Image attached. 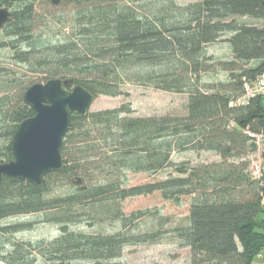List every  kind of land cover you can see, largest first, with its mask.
<instances>
[{
	"label": "trees",
	"instance_id": "obj_1",
	"mask_svg": "<svg viewBox=\"0 0 264 264\" xmlns=\"http://www.w3.org/2000/svg\"><path fill=\"white\" fill-rule=\"evenodd\" d=\"M58 13L38 11L37 0H0L10 18L0 28V51L47 81L82 86L93 98L123 95L139 84L186 95L182 115L136 117L129 104L71 114L60 153L63 165L36 186L3 178L0 185V264H120L129 246L161 244L168 237L190 251L189 264H252L264 251V178L253 179L247 157L256 152L250 134L264 128L259 98L230 105L242 79L264 68V0H59ZM224 42L220 62L227 80L201 85L210 66L207 46ZM64 77H70L65 79ZM61 80V79H60ZM24 80L0 74V164L13 160L19 124L34 113L23 103ZM72 88V89H71ZM210 152L219 161L191 165L174 154ZM165 178L128 186V174ZM160 193L179 205L190 199L185 222L136 233L146 213L125 215L121 204ZM40 215L58 226L50 240L16 241L33 222L5 223ZM156 217H159L158 215ZM118 224L113 233H86L77 226ZM170 237V238H169Z\"/></svg>",
	"mask_w": 264,
	"mask_h": 264
},
{
	"label": "rangeland",
	"instance_id": "obj_2",
	"mask_svg": "<svg viewBox=\"0 0 264 264\" xmlns=\"http://www.w3.org/2000/svg\"><path fill=\"white\" fill-rule=\"evenodd\" d=\"M177 5L182 6L188 3L197 2L200 0H173ZM36 7L38 11H49L52 9L45 2L37 0ZM59 11H53L52 13ZM207 55L211 60L208 62L210 68L199 75L201 85H216L224 83L227 80V73L221 70L220 62L230 59V52L224 42H217L207 46ZM0 74H12L24 80V86L20 88V93L23 94L28 88L35 84L44 85L48 81L44 74L39 71L31 72L29 68L22 64H15L11 60V51L3 49L0 51ZM66 80L70 77H64ZM62 81L63 78H60ZM72 89V88H71ZM123 95L117 97L97 96L89 107V112L113 109L122 104H129L133 110V116L136 117H151V116H174L182 115L185 112L186 95L174 94L155 89L150 86L139 84H126L123 88ZM2 95L0 94V98ZM253 154L247 157L249 160ZM175 162H189L191 165L202 163H211L219 161L218 156L210 152L194 153L187 151L177 153L172 158ZM169 171H162L154 175L148 174H128V186L141 185L147 182L157 181L165 178ZM122 211L125 215L134 212L146 213L134 231L136 233L147 232L151 229H156L159 218L168 219V226L174 227L185 222L188 215L190 199L183 197L179 205H175L171 201L164 200L160 193L156 192L148 196H139L126 199L122 204ZM264 209V206H263ZM159 217H156V216ZM40 215H32L26 217H13L5 220V223L18 222H33L30 229L16 233L14 239L16 241H38L50 240L58 235V226L52 223L41 221ZM86 233H113L121 230L118 224L103 223L99 226H77ZM170 238V237H169ZM263 255L262 252L259 253ZM259 254L255 257L258 259ZM259 264H262L260 258ZM190 251L186 248H179L176 244L170 242L168 237L164 238L161 244H146L139 246L126 247L119 259L120 264H189Z\"/></svg>",
	"mask_w": 264,
	"mask_h": 264
},
{
	"label": "water",
	"instance_id": "obj_3",
	"mask_svg": "<svg viewBox=\"0 0 264 264\" xmlns=\"http://www.w3.org/2000/svg\"><path fill=\"white\" fill-rule=\"evenodd\" d=\"M49 1L52 5L59 3ZM9 18V9L0 7V28ZM65 85L62 80L53 79L24 92L23 103L34 115L22 121L13 136V160L0 164V185L3 178H8L40 186L47 174L62 168L60 147L69 130L70 115H84L93 101L82 86L69 91Z\"/></svg>",
	"mask_w": 264,
	"mask_h": 264
},
{
	"label": "built area",
	"instance_id": "obj_4",
	"mask_svg": "<svg viewBox=\"0 0 264 264\" xmlns=\"http://www.w3.org/2000/svg\"><path fill=\"white\" fill-rule=\"evenodd\" d=\"M242 94L233 100L230 105H244L249 100L259 98L262 110L264 112V68L255 75L254 78L242 79ZM253 138L254 144L256 146V152L250 159L249 172L253 179H263L264 178V128H262L256 134H250ZM264 204V197L261 201ZM262 264H264V256H258Z\"/></svg>",
	"mask_w": 264,
	"mask_h": 264
},
{
	"label": "crops",
	"instance_id": "obj_5",
	"mask_svg": "<svg viewBox=\"0 0 264 264\" xmlns=\"http://www.w3.org/2000/svg\"><path fill=\"white\" fill-rule=\"evenodd\" d=\"M262 254H264V251L262 252ZM252 264H259V260L255 258Z\"/></svg>",
	"mask_w": 264,
	"mask_h": 264
}]
</instances>
